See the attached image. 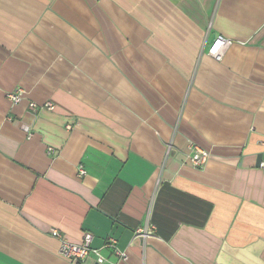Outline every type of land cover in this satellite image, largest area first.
Segmentation results:
<instances>
[{"label": "crops", "instance_id": "1", "mask_svg": "<svg viewBox=\"0 0 264 264\" xmlns=\"http://www.w3.org/2000/svg\"><path fill=\"white\" fill-rule=\"evenodd\" d=\"M263 160L264 0H0V264H264Z\"/></svg>", "mask_w": 264, "mask_h": 264}, {"label": "built area", "instance_id": "2", "mask_svg": "<svg viewBox=\"0 0 264 264\" xmlns=\"http://www.w3.org/2000/svg\"><path fill=\"white\" fill-rule=\"evenodd\" d=\"M232 44V40L228 39L222 35H216L209 46V53L212 54L217 60H220L223 55V49ZM25 93L23 88H17L13 92H7L6 96L13 102L17 103L21 100L23 94ZM33 106V104H31ZM47 108L52 110L54 105L48 103ZM210 158V152L202 149L200 147L194 146L193 151L188 155L190 164L195 167L202 169L206 165ZM259 168L264 171V160L260 162ZM81 173L84 174L85 170L81 169ZM153 227L147 226L137 230L134 238H147L155 236L153 234ZM52 234L61 238V245L59 253L64 258L72 262H80L85 260L89 255L93 254L96 258V264H104L108 261L107 256L99 248H94L92 246L93 235L91 233H85L81 243H72L61 237V234L56 229L52 230ZM107 247H111L119 259H127L128 255L125 251H121L117 248L114 239H109L105 244ZM117 264V263H114Z\"/></svg>", "mask_w": 264, "mask_h": 264}]
</instances>
